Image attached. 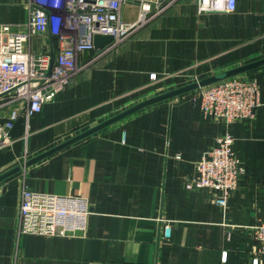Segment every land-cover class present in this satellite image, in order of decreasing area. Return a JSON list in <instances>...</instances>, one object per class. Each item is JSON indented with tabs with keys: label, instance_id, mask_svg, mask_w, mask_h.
I'll return each mask as SVG.
<instances>
[{
	"label": "crops",
	"instance_id": "obj_1",
	"mask_svg": "<svg viewBox=\"0 0 264 264\" xmlns=\"http://www.w3.org/2000/svg\"><path fill=\"white\" fill-rule=\"evenodd\" d=\"M27 2L0 0V29L25 33ZM138 13L134 4L120 11L129 22ZM46 43L55 54V39L37 37L26 47L40 53ZM263 59L264 0H237L230 13H199L197 0H179L97 57L40 113L21 115L0 147V176L20 167L0 180V264H252V227L264 221V64L239 75L258 87L252 119L211 117L191 91L25 163L142 101ZM225 135L244 174L221 206L213 190L186 184ZM23 188L84 198V230L19 234Z\"/></svg>",
	"mask_w": 264,
	"mask_h": 264
},
{
	"label": "built area",
	"instance_id": "obj_2",
	"mask_svg": "<svg viewBox=\"0 0 264 264\" xmlns=\"http://www.w3.org/2000/svg\"><path fill=\"white\" fill-rule=\"evenodd\" d=\"M179 0H28L27 31L12 33L0 29V147L8 144L7 133L21 116L40 113L44 104L54 101L70 80L93 64L95 59L126 41L142 25L164 13ZM237 0H197L199 13L235 11ZM124 4L137 5L134 22L122 19ZM110 35V44L98 50L95 57L79 63V57L96 51L93 37ZM55 39L53 54L49 44L44 52L34 53L26 47L32 39ZM156 76L151 75V79ZM201 110L226 121L252 119L259 105L258 87L254 81L239 75L221 79L194 90ZM233 138L220 136L196 161V175L187 188H209L216 203L224 206L227 195L238 186L244 169L232 149ZM88 203L84 198L61 197L23 188L19 205V234L62 236L85 228ZM258 243L252 264L264 257V221L252 227ZM168 237L169 226L164 225ZM227 254H221L226 261Z\"/></svg>",
	"mask_w": 264,
	"mask_h": 264
},
{
	"label": "water",
	"instance_id": "obj_3",
	"mask_svg": "<svg viewBox=\"0 0 264 264\" xmlns=\"http://www.w3.org/2000/svg\"><path fill=\"white\" fill-rule=\"evenodd\" d=\"M113 40V37L110 36V35H101V34H97L93 37V45H94V49L96 51L98 50H101L102 48H104L105 46H107L108 44H110ZM264 64V59L263 60H260V61H257V62H254V63H250V64H247V65H244V66H241V67H238V68H235V69H232L230 71H227V72H224L222 74H219V75H216V76H212V77H209L207 79H204L202 81H199V82H196V83H192V84H189V85H185L184 87H180L178 89H175V90H172L170 92H167V93H163L161 95H158L156 97H152L150 99H147L145 101H142L136 105H134L133 107H130L129 109L103 121L102 123L84 131L83 133L57 145L56 147L38 155L37 157L31 159L30 161H28L27 163H25V166H29L41 159H44L68 146H70L71 144L73 143H76L96 132H98L99 130L139 111L140 109L146 107V106H149L151 104H154V103H157L159 101H162V100H166V99H171L175 96H178V95H181V94H184V93H187V92H191L193 90H196L200 87H204V86H207L209 84H212V83H215L221 79H225V78H228V77H232V76H237V75H241L249 70H252L256 67H259L261 65ZM20 167H17L7 173H5L4 175H1L0 176V180L4 179L5 177H8L9 175L19 171Z\"/></svg>",
	"mask_w": 264,
	"mask_h": 264
},
{
	"label": "rangeland",
	"instance_id": "obj_4",
	"mask_svg": "<svg viewBox=\"0 0 264 264\" xmlns=\"http://www.w3.org/2000/svg\"><path fill=\"white\" fill-rule=\"evenodd\" d=\"M194 91V90H193Z\"/></svg>",
	"mask_w": 264,
	"mask_h": 264
}]
</instances>
